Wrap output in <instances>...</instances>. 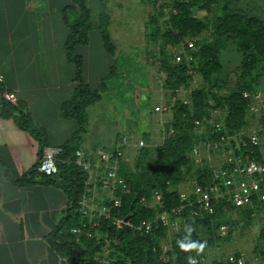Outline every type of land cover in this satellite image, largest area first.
I'll use <instances>...</instances> for the list:
<instances>
[{"label":"rangeland","instance_id":"374dc122","mask_svg":"<svg viewBox=\"0 0 264 264\" xmlns=\"http://www.w3.org/2000/svg\"><path fill=\"white\" fill-rule=\"evenodd\" d=\"M94 1L96 2L90 4L92 21H96L98 12H105L108 16L107 30L114 45L112 61L110 60L113 69L109 73L110 68H104L99 73L106 87L101 89L100 101L93 103L88 114L85 113V123L90 117L94 126L78 133L79 142L84 140L91 148H106L124 136L128 146L124 147L119 173H149L148 167L156 161V150L165 140L162 139L163 130L167 129L173 118V106L178 103L183 105L188 115H195L188 127L183 125L192 134V145L185 153L187 162L181 167V174L176 182L157 181L159 192L170 195L165 200L172 202L178 193H190L192 183L196 182L197 171L209 170L221 163L219 152L215 148H208L207 141L212 143L218 136H226L228 144L223 143L224 151L233 152L239 140H245L249 134L264 130L263 116L249 113L247 106L242 126L232 131L226 129V107L221 102L222 98L229 92L239 91L241 87L245 89L240 90L242 92H259L264 95V57L258 56L251 48H245L240 39L217 35L213 29V22L220 15L224 4L231 11L264 21V0ZM173 2L188 3L191 15L201 21L204 28L194 36L183 37L174 44H164V55L169 59L178 55L179 61L183 59L195 63L197 58L194 54L197 49L215 44L216 69L207 80L202 79L193 68L189 69L190 77L185 84L165 88L163 82L166 74L160 64V40H154L150 35L148 19L153 14L154 7H161L157 23L160 30L164 29L173 12ZM98 47L97 32L93 30L88 46L82 51L86 56H91ZM84 70L90 72L86 63ZM197 90L201 91L198 106L192 101V94ZM216 98L220 100L217 101ZM183 100H187V103L182 104ZM161 102L170 105L169 113L157 114L154 111L153 108ZM102 112L109 116L102 121L101 126L98 125L100 121H97L96 116ZM174 132L176 130L173 129ZM139 140L143 146H135V142ZM191 147L197 149V163L189 155ZM117 192L121 201L132 193L125 183L124 189H118ZM150 195L151 189L147 194H141L140 204L151 208L153 212L162 209L163 200L160 198L155 201ZM186 215L185 211L178 219L177 229H165L163 234L155 233L150 237L155 239L154 249L156 248L157 258L163 264H176L173 258L176 249H179L178 233L184 231L190 221ZM221 225H226V229H220ZM195 230L196 242L205 244L202 254L197 255L195 252L192 255L201 259L198 264H237L229 261V257L241 259V264H264V203L241 209H233L227 203L223 208L217 206L213 218L207 219V223L198 224ZM120 243L115 237L109 238L108 245L113 254L118 252L115 246L120 247ZM93 258L98 259L100 255L94 253Z\"/></svg>","mask_w":264,"mask_h":264},{"label":"crops","instance_id":"0c3cea01","mask_svg":"<svg viewBox=\"0 0 264 264\" xmlns=\"http://www.w3.org/2000/svg\"><path fill=\"white\" fill-rule=\"evenodd\" d=\"M85 1L92 25L86 44L77 45L74 54L81 58L82 81L90 88L100 84L106 87L99 73L110 68L112 55L104 50L92 21L90 4L96 1ZM69 6L74 9L68 10ZM64 9L68 22L76 17L77 9L70 0H0V76L3 87L17 97L14 109L7 116L0 115V264L66 262L47 240L65 214L66 196L54 185L37 182V177L30 183L20 182L37 163L39 143L17 122V117L24 115L32 126L41 128L45 145L60 146L77 128L76 122L63 118L59 109L77 83L74 65L63 47L68 31ZM93 30L99 47L86 56L82 49L88 46ZM85 63L89 73L84 70ZM98 94L100 98L101 90ZM93 103L85 107V113ZM103 113L96 116L101 126L109 116ZM93 126L89 117L83 129ZM75 144L84 151L97 149L84 140Z\"/></svg>","mask_w":264,"mask_h":264},{"label":"trees","instance_id":"16d2710c","mask_svg":"<svg viewBox=\"0 0 264 264\" xmlns=\"http://www.w3.org/2000/svg\"><path fill=\"white\" fill-rule=\"evenodd\" d=\"M71 4L76 7L77 15L70 22L65 18V11L62 10L63 19L67 26V34L64 38L63 47L67 59L74 65V79L76 80L75 87L71 90L67 100L60 104V114L63 118L73 119L76 124V130L70 135L69 139L61 144L63 154H69L76 149L75 142L78 140V133L83 130L86 121L85 107L99 100V90L103 88V84L99 87L90 88L86 85L81 75V58L74 54V48L77 45H84L87 42V33L92 25L90 22V9L86 5L85 0H70ZM69 9L74 7L69 6ZM153 14L149 17L148 22L151 26L150 35L154 40L159 39L161 55V67L165 71L166 78L163 82L165 88H175L179 84H185L190 75L189 69H194L202 79L207 80L212 71L216 69L215 57L217 53V45H205L197 49L195 63H189L181 59V61L173 62L164 54V44H174L183 37L194 36L203 28L204 24L194 18L189 10V4L186 2H173L171 9L173 12L169 15L167 26L160 30L157 19L161 15V7H154ZM96 28L98 29L101 44L106 52L113 54L114 45L110 39L107 26L108 16L105 12H98L96 18ZM213 29L217 35H229L233 38H238L245 48H251L254 52L264 57V21L254 16L234 12L227 9L226 4L221 8L220 15L213 22ZM193 64V65H192ZM113 63L110 66L109 73L112 72ZM240 90H245L241 87L239 91H232L224 95L221 102H224L226 107V116L224 119L225 127L228 131L236 130L243 124L244 110L247 106L246 100L241 96ZM201 91H194L192 101L198 106L200 102ZM220 100V98H216ZM14 107L8 103L0 104V115L7 116L10 110ZM198 110V107H196ZM173 118L170 126L176 132L170 134L163 142V145L156 150L155 164L148 167L147 172L123 171L125 184L132 193L123 198L121 201L120 211L122 215H129L130 219L135 220L140 217H146L152 214L151 208L140 204L139 196L147 194L148 190L157 189V181H172L179 180L181 167H183L187 159L185 153L192 145V134L186 131V127L190 125V121L195 116L188 115L183 105L175 104L173 106ZM195 114L197 112L195 111ZM18 125L28 130L39 143V149L45 145V133L39 128L32 126L28 118L24 115L17 117ZM168 125V126H169ZM186 126L185 128L183 127ZM38 149V151H39ZM239 152H247L241 148ZM254 154L257 152L253 149ZM144 154V150H142ZM201 172V173H200ZM209 170L203 169L197 171L196 182L200 184L202 179L208 178ZM37 177V182L51 184L58 187L66 196L67 206L64 216L60 219L54 229L47 235V240L50 246L66 260L65 264H99L93 258L94 251L97 246L92 241L80 237L77 241L73 235L69 233V227L76 224L77 217L74 212L77 199L79 197L82 181L84 178L83 172L74 165L59 164L58 172L55 175H43L36 171V165L28 170L21 178V183H30ZM36 180V179H35ZM163 200L162 208L176 206L178 204L177 195L175 200L167 201V193H160ZM187 212V211H186ZM207 217L202 219H194L188 221V227L178 233V238L181 240L188 235L189 227L194 230L191 232V241L197 240L195 227L198 224L207 223ZM104 227V225L102 226ZM110 239L115 237L121 241L120 247L115 246L119 252L112 254L110 264H163L159 261L154 249L155 239H151V235H143L138 232H132L129 228L122 227L115 229L111 226L107 228ZM165 232V228L159 224L156 225L153 234L161 235ZM178 240V241H179ZM195 254L192 252H183L176 249L174 262L176 264H187V257ZM84 255L86 258H84Z\"/></svg>","mask_w":264,"mask_h":264},{"label":"built area","instance_id":"2783aa9c","mask_svg":"<svg viewBox=\"0 0 264 264\" xmlns=\"http://www.w3.org/2000/svg\"><path fill=\"white\" fill-rule=\"evenodd\" d=\"M172 61H179V56H174ZM241 96L246 100L249 113L254 116L262 115L264 119V95L243 91ZM0 102L11 106L17 104L15 93L3 87L1 76ZM181 102L186 104L187 100ZM153 109L157 114H167L170 105L161 102ZM172 133L173 129L169 125L163 130L162 139ZM226 140V136H218L214 142L206 143L208 148H215L222 158L220 164L209 169L208 178L202 179L200 184L194 181L190 193H178L176 206L159 209L149 216L135 220L130 219L129 215L121 214V199L117 192L118 189H124L125 183L119 173V162L124 147L128 146L124 136L110 148H97L92 151L76 148L69 154H63L61 146L43 145L38 151L36 171L50 176L58 172L59 164H71L83 172L82 187L74 208L77 222L68 230L76 241L82 237L97 246L94 253H98L100 258L94 259L92 256L97 263L110 264L113 252L108 245L109 226L115 229L126 227L132 232L152 235L157 224L166 230L177 229L178 219L185 211L190 220L203 217L211 219L217 206L223 208L225 203L233 209L264 203V130L249 134L245 140H239L233 152L224 151L223 143L228 144ZM135 146H143L142 141L135 142ZM241 148L247 152H239ZM253 149L256 150V155ZM189 155L194 162L199 161L196 147H191ZM150 197L158 201L161 194L154 189ZM220 229H226V225H221ZM228 259L241 264V259ZM197 261L200 262L201 259Z\"/></svg>","mask_w":264,"mask_h":264},{"label":"clouds","instance_id":"9594fccd","mask_svg":"<svg viewBox=\"0 0 264 264\" xmlns=\"http://www.w3.org/2000/svg\"><path fill=\"white\" fill-rule=\"evenodd\" d=\"M193 230H194L193 228L189 227L187 229L188 235L182 238L181 240H179L177 243L181 251L183 252L195 251L197 255H200L204 251L205 244L190 240L191 232ZM186 259H187V264H198L196 257L188 256Z\"/></svg>","mask_w":264,"mask_h":264},{"label":"water","instance_id":"95a60500","mask_svg":"<svg viewBox=\"0 0 264 264\" xmlns=\"http://www.w3.org/2000/svg\"><path fill=\"white\" fill-rule=\"evenodd\" d=\"M127 217H125V219H126Z\"/></svg>","mask_w":264,"mask_h":264}]
</instances>
